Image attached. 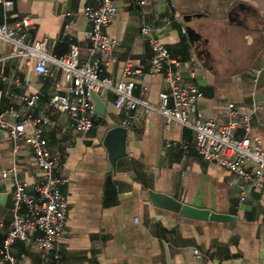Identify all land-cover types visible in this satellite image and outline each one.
Instances as JSON below:
<instances>
[{"label":"crops","instance_id":"1","mask_svg":"<svg viewBox=\"0 0 264 264\" xmlns=\"http://www.w3.org/2000/svg\"><path fill=\"white\" fill-rule=\"evenodd\" d=\"M90 5L89 0H15L8 23L30 17L27 43L47 38L56 57L74 45L84 62L90 27L84 11ZM116 6L118 14L106 32L116 41L117 63L103 69L104 77L119 78L128 63L142 66L136 95L146 89L145 99L158 106L160 93L167 90L165 76L150 74L152 51L141 29H159L171 59L180 63L183 80L202 94L190 120L201 115L223 123L229 104L240 115L257 105L249 136L260 138L264 150V0H116ZM0 21H5L1 8ZM68 24L72 30L64 38ZM11 52L10 44L0 42V76L7 78L0 80V112L14 106L32 120L47 115L43 137L51 151L60 153L58 176L68 183L59 190L69 201L59 259L39 254L34 246L39 234H31L30 241L12 248L18 264H264V188H248L242 202L235 177L197 154L191 129L167 126L162 115L144 108L136 111L128 130L127 156L114 168L105 139L126 121L114 95L101 98L104 115L95 113L94 129L78 134L68 115L46 109L53 96L65 92L67 75L52 65L48 74L39 75L22 59L5 58ZM36 93L41 97L37 107L28 108L21 97ZM33 129L28 126L29 132ZM245 135L242 126L235 131L238 138ZM12 168L18 169L20 181L45 180L30 147L21 141L16 152L10 134L0 130V250L13 219L16 180L3 177ZM152 192L233 220L182 216L154 205Z\"/></svg>","mask_w":264,"mask_h":264},{"label":"built area","instance_id":"2","mask_svg":"<svg viewBox=\"0 0 264 264\" xmlns=\"http://www.w3.org/2000/svg\"><path fill=\"white\" fill-rule=\"evenodd\" d=\"M89 1L93 5L84 11L90 23L85 33L88 59L81 62L80 52L74 45L67 55L56 57L48 49L50 41L47 38L32 44L27 43L33 20L26 17L15 25H10L8 19L14 9L15 0H0V8L5 16V21H0V42L12 46V52L5 58L22 59L26 65L35 66L39 75L48 74L49 65L67 75L65 92L53 96L46 109L68 115L75 131L87 135L94 129L96 113L91 100L92 93L102 99L107 93H112L115 97V107L122 110L126 116V121L121 127L127 130L133 128L135 113L139 108L157 112L165 119L167 126L176 123L194 132V149L197 154L204 161L223 167L235 177L242 202L246 199L248 188H264L262 140L249 136L253 130L257 105H252L248 114L240 115L237 106L229 104L227 118L223 123L201 115L191 121L190 111L198 104L202 94L195 85L183 80L180 63L171 59L167 47L158 36L159 29L147 25L142 27L141 35L152 51L149 72L153 76L163 74L167 88L159 95L160 104L154 106L145 99L146 89L140 90L139 96L136 95V80L144 75L142 66L128 63L123 67L119 78L104 77L103 69L117 63L116 41L107 34L106 29L115 21L118 8L116 0ZM71 30L72 25H66L63 37H68ZM50 75L53 76L54 73ZM0 80L7 78L0 76ZM40 99L38 93L21 97L31 109L37 107ZM3 100L4 93L0 91V105ZM48 122L46 114L32 120L14 106L0 112V130L10 134L16 152L21 141L30 147L36 164L45 177L43 183L29 184L18 179L17 168L3 173L4 178H14L16 186L12 207L13 219L0 250V264H18L12 254V248L18 241H30L31 234H39L34 240L39 254H53L55 259H59L57 252L69 215V201L59 188L65 186L68 180L58 176L61 169L60 153L51 151L44 140V129ZM30 125L34 127L32 132L28 131ZM240 126L246 133L243 138L235 136V131ZM183 147L187 148V143H184ZM251 163L254 164L252 168L248 167ZM196 256L200 257V253L196 252Z\"/></svg>","mask_w":264,"mask_h":264},{"label":"water","instance_id":"3","mask_svg":"<svg viewBox=\"0 0 264 264\" xmlns=\"http://www.w3.org/2000/svg\"><path fill=\"white\" fill-rule=\"evenodd\" d=\"M91 100L95 106L96 113L104 115L105 104L103 103L101 98L96 93H92ZM127 138L128 130L123 127H115L107 133L105 139V147L108 150L110 162L114 168H116L119 160L127 156ZM150 198L154 205L180 213L182 216L219 222H227L233 220V217L227 215H218L209 211L199 210L183 205L182 203L168 195L152 192L150 193Z\"/></svg>","mask_w":264,"mask_h":264}]
</instances>
